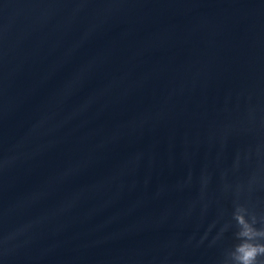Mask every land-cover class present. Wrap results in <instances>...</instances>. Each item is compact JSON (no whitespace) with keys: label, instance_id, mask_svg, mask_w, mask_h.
<instances>
[{"label":"water","instance_id":"obj_1","mask_svg":"<svg viewBox=\"0 0 264 264\" xmlns=\"http://www.w3.org/2000/svg\"><path fill=\"white\" fill-rule=\"evenodd\" d=\"M0 264H264V0H0Z\"/></svg>","mask_w":264,"mask_h":264}]
</instances>
